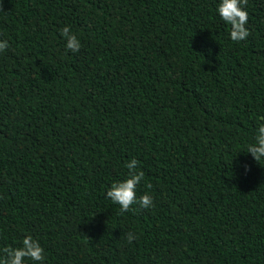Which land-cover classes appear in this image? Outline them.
Listing matches in <instances>:
<instances>
[{
  "label": "trees",
  "instance_id": "1",
  "mask_svg": "<svg viewBox=\"0 0 264 264\" xmlns=\"http://www.w3.org/2000/svg\"><path fill=\"white\" fill-rule=\"evenodd\" d=\"M217 6L0 0V255L31 235L45 264H264V160L242 152L264 116V0L241 42ZM132 158L154 207L121 213L105 193Z\"/></svg>",
  "mask_w": 264,
  "mask_h": 264
},
{
  "label": "clouds",
  "instance_id": "2",
  "mask_svg": "<svg viewBox=\"0 0 264 264\" xmlns=\"http://www.w3.org/2000/svg\"><path fill=\"white\" fill-rule=\"evenodd\" d=\"M217 12L224 22L231 26L229 38L233 42L247 40L250 36L248 0H218ZM60 34L65 40V51L78 53L82 47L79 36L72 31L70 25H65L60 29ZM10 47L9 40L0 35V53H3ZM211 52V49L209 50ZM261 123L256 130V134L251 142H248L242 152L251 154L255 161L264 160V116L260 117ZM128 175L126 179L113 182L107 189L105 196L113 204L120 206V212L125 213L133 211L134 205L147 209L154 207V199L149 193L142 196L137 195L138 188L145 180V173L139 169V161L132 158L127 162ZM245 171L250 167L245 164ZM139 237L135 232L127 233V243L132 244ZM3 255H0V264H45V249L31 235L24 236L20 247H5Z\"/></svg>",
  "mask_w": 264,
  "mask_h": 264
}]
</instances>
